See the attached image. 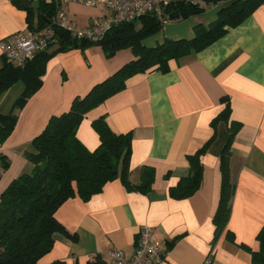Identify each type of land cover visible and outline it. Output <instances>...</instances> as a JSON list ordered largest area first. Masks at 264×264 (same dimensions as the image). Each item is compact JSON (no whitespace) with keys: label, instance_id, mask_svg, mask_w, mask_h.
Returning <instances> with one entry per match:
<instances>
[{"label":"crops","instance_id":"obj_1","mask_svg":"<svg viewBox=\"0 0 264 264\" xmlns=\"http://www.w3.org/2000/svg\"><path fill=\"white\" fill-rule=\"evenodd\" d=\"M225 4L169 19L144 43L156 46L166 39H192L195 26L215 21ZM65 11L69 22L78 27H87L107 13L77 1L67 3ZM33 22L38 24V12ZM26 28V12L12 0H0V41ZM58 45L53 43L47 51ZM133 59L130 48L107 57L99 44L84 52L80 48L60 51L49 59L43 85L19 111L13 132L0 144V154L10 164L3 169L0 163V199L13 179L32 169L25 152L32 149V140L51 116L69 110L76 96H84ZM10 89L0 99V112L9 111L1 108ZM227 103L231 120L242 124L231 145L236 189L226 230L213 244L221 155L230 136L229 124L217 117ZM101 116L115 133H133L131 180L138 183L141 167L152 166L156 172L153 189L148 193L131 191L117 178L88 200L69 198L56 215L77 240L56 232L53 249L36 264L56 260L87 264L97 257L107 259L111 249L132 256L143 225L153 227L161 241L162 264H257L239 244L258 250L256 237L264 225V3L206 48L170 60L167 71L151 69L133 75L124 90L92 109L77 130V137L89 150L101 143L93 127V121ZM206 144L201 156V186L190 197L173 198L170 188L189 174L188 155ZM227 230L234 233L236 242L227 238Z\"/></svg>","mask_w":264,"mask_h":264},{"label":"trees","instance_id":"obj_2","mask_svg":"<svg viewBox=\"0 0 264 264\" xmlns=\"http://www.w3.org/2000/svg\"><path fill=\"white\" fill-rule=\"evenodd\" d=\"M208 6L225 4L218 17L209 25L199 23L195 26L192 39H166L156 46H147L144 40L159 32L164 21L154 14H147L138 20L118 24L111 28L99 42L73 39L68 32L57 29L59 45L49 52H39L24 65H15L5 56L0 58V96L14 84L22 82L24 87L12 108L0 112V144H3L13 132L19 111L43 85L47 62L57 52L71 48H80L83 52L93 44L102 46L107 57L117 51L130 48L135 59L124 64L115 73L95 84L84 96H76L69 110L53 115L46 127L31 142V150L25 157L32 163L29 172H23L13 179L1 194L0 199V264H36L49 253L55 244L54 234L61 232L73 240L71 234L57 218L59 207L71 197L90 199L100 193L104 186L119 178L128 190L148 193L153 189L155 168L144 165L140 169V181L131 180V155L133 133H115L101 116L93 121V127L100 136L101 143L89 150L77 137V130L85 116L108 98L124 90L127 81L133 75L151 69L167 71L169 61L180 59L206 48L222 37L229 27L236 26L249 17L264 0H202ZM13 4L27 14L28 27L41 28L50 22L56 8L44 0H12ZM206 8L192 1L172 3L167 12L170 15L186 18L202 13ZM38 12V24H34V15ZM138 23L139 26H138ZM217 119L229 124L230 136L221 155V193L214 216L216 225L215 244L218 236L226 230L232 211V198L236 182L231 174V145L241 128V123L231 120V105L227 103ZM216 119V120H217ZM208 144L188 155L189 174L182 177L177 185L170 188V195L176 199L187 198L195 194L203 179L201 156ZM3 169L9 167L6 157L0 154ZM227 238L236 242L231 230L226 231ZM260 247L253 250L249 245L239 246L249 252L252 261L264 264V225L257 234ZM50 264H68L56 260ZM74 264H80L76 262ZM87 264H109L107 259L97 257Z\"/></svg>","mask_w":264,"mask_h":264},{"label":"built area","instance_id":"obj_3","mask_svg":"<svg viewBox=\"0 0 264 264\" xmlns=\"http://www.w3.org/2000/svg\"><path fill=\"white\" fill-rule=\"evenodd\" d=\"M35 1V0H33ZM53 4L56 13L50 22L41 28H26L5 37L0 41L2 55L15 65H24L39 52L47 50L50 45L58 42L57 29L69 33L73 39L101 41L112 27L140 19L147 14H154L162 21L168 20L167 8L182 0H44ZM77 1L87 6L106 9L107 13L96 17L87 27H78L69 22L65 5ZM199 3L201 7H209L202 0H186ZM111 264H162L164 252L162 244L153 227L143 225L135 244V251L128 256L124 250L111 249L107 253ZM209 262V260L207 261Z\"/></svg>","mask_w":264,"mask_h":264},{"label":"rangeland","instance_id":"obj_4","mask_svg":"<svg viewBox=\"0 0 264 264\" xmlns=\"http://www.w3.org/2000/svg\"><path fill=\"white\" fill-rule=\"evenodd\" d=\"M22 85H23L22 82H17L16 85L14 84L12 86V88L10 89V92H8V96H7L5 103L3 104L2 108H1L2 111L6 112L7 110H10L12 108L15 100L20 96V94L22 92V89H23ZM3 95L0 96V99H1V97H3Z\"/></svg>","mask_w":264,"mask_h":264},{"label":"water","instance_id":"obj_5","mask_svg":"<svg viewBox=\"0 0 264 264\" xmlns=\"http://www.w3.org/2000/svg\"><path fill=\"white\" fill-rule=\"evenodd\" d=\"M175 18H178V15H173V14L170 15V19H171V20H173V19H175Z\"/></svg>","mask_w":264,"mask_h":264}]
</instances>
